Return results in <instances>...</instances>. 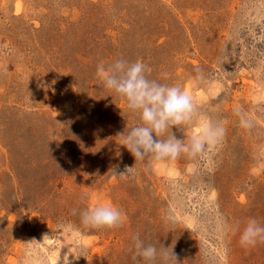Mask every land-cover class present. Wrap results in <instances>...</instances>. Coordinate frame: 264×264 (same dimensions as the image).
Segmentation results:
<instances>
[{"label": "rangeland", "instance_id": "rangeland-1", "mask_svg": "<svg viewBox=\"0 0 264 264\" xmlns=\"http://www.w3.org/2000/svg\"><path fill=\"white\" fill-rule=\"evenodd\" d=\"M120 57L192 98L176 138L224 122L208 158L120 146L139 118L96 75ZM98 203L124 225L82 224ZM250 217L264 224V0H0V264H143L137 233L178 264H264V243L239 244Z\"/></svg>", "mask_w": 264, "mask_h": 264}, {"label": "clouds", "instance_id": "clouds-1", "mask_svg": "<svg viewBox=\"0 0 264 264\" xmlns=\"http://www.w3.org/2000/svg\"><path fill=\"white\" fill-rule=\"evenodd\" d=\"M149 72L150 68L144 62H133L123 57L107 63L101 60L97 64L96 75L103 88L115 93L125 102L127 110L139 118L136 126L117 133L115 138H119L120 146L131 153L135 162L144 161L145 158L175 160L182 154L192 158H208L225 138L224 122L204 118L199 135L187 140L176 138L170 130L192 121L195 105L182 86L150 79ZM233 111L241 128L250 130L253 127V120L247 112L239 106ZM133 169L130 167L126 171L131 173ZM76 212L73 209V213ZM79 216L82 224L96 229L118 228L126 221L122 209L103 203L80 209ZM238 230L241 247L253 248L264 243V224L256 218H248L242 230ZM129 250L133 258H139L143 264H178L171 246L165 247L159 241L146 243L138 233L133 235Z\"/></svg>", "mask_w": 264, "mask_h": 264}]
</instances>
